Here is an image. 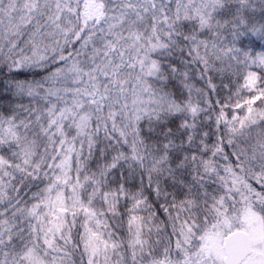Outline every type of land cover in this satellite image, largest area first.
<instances>
[{"label": "snow or ice", "instance_id": "obj_1", "mask_svg": "<svg viewBox=\"0 0 264 264\" xmlns=\"http://www.w3.org/2000/svg\"><path fill=\"white\" fill-rule=\"evenodd\" d=\"M0 264H264V0H0Z\"/></svg>", "mask_w": 264, "mask_h": 264}, {"label": "trees", "instance_id": "obj_2", "mask_svg": "<svg viewBox=\"0 0 264 264\" xmlns=\"http://www.w3.org/2000/svg\"><path fill=\"white\" fill-rule=\"evenodd\" d=\"M258 46V45H257Z\"/></svg>", "mask_w": 264, "mask_h": 264}]
</instances>
